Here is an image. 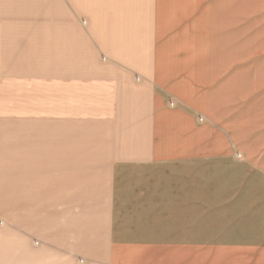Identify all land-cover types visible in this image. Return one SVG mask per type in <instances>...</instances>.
<instances>
[{
	"label": "crops",
	"instance_id": "crops-1",
	"mask_svg": "<svg viewBox=\"0 0 264 264\" xmlns=\"http://www.w3.org/2000/svg\"><path fill=\"white\" fill-rule=\"evenodd\" d=\"M238 30V0H0V264H264Z\"/></svg>",
	"mask_w": 264,
	"mask_h": 264
},
{
	"label": "rangeland",
	"instance_id": "rangeland-1",
	"mask_svg": "<svg viewBox=\"0 0 264 264\" xmlns=\"http://www.w3.org/2000/svg\"><path fill=\"white\" fill-rule=\"evenodd\" d=\"M238 9L239 110L251 111L254 127L260 124L264 127V0H238ZM260 136L263 137V133ZM220 246V257L208 259L210 264H260V255L255 259L242 257L236 244Z\"/></svg>",
	"mask_w": 264,
	"mask_h": 264
},
{
	"label": "built area",
	"instance_id": "built-area-1",
	"mask_svg": "<svg viewBox=\"0 0 264 264\" xmlns=\"http://www.w3.org/2000/svg\"><path fill=\"white\" fill-rule=\"evenodd\" d=\"M200 120H202V119L200 118Z\"/></svg>",
	"mask_w": 264,
	"mask_h": 264
}]
</instances>
